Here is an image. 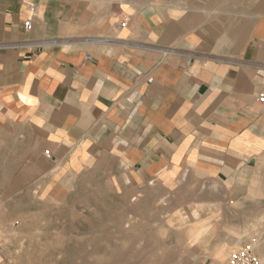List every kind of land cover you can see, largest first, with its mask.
Returning <instances> with one entry per match:
<instances>
[{"label": "crops", "instance_id": "0c3cea01", "mask_svg": "<svg viewBox=\"0 0 264 264\" xmlns=\"http://www.w3.org/2000/svg\"><path fill=\"white\" fill-rule=\"evenodd\" d=\"M260 92L264 0H0V182L29 200L90 170L257 220Z\"/></svg>", "mask_w": 264, "mask_h": 264}, {"label": "rangeland", "instance_id": "374dc122", "mask_svg": "<svg viewBox=\"0 0 264 264\" xmlns=\"http://www.w3.org/2000/svg\"><path fill=\"white\" fill-rule=\"evenodd\" d=\"M25 186L0 182V264H225L249 233L264 264V214L234 228L231 218L157 200L154 189L141 198L90 170L49 198L37 184L29 200Z\"/></svg>", "mask_w": 264, "mask_h": 264}, {"label": "built area", "instance_id": "2783aa9c", "mask_svg": "<svg viewBox=\"0 0 264 264\" xmlns=\"http://www.w3.org/2000/svg\"><path fill=\"white\" fill-rule=\"evenodd\" d=\"M26 5L29 11L33 14L35 12V4L27 1ZM124 24L125 22L121 23L122 26H124ZM24 27L27 30L31 29V23L29 19L24 22ZM256 99L259 103L264 105L263 92L258 93ZM225 264H261V261L257 254L254 252L253 248H251V246L249 245H246L239 250L232 251L228 255Z\"/></svg>", "mask_w": 264, "mask_h": 264}, {"label": "bare ground", "instance_id": "6f19581e", "mask_svg": "<svg viewBox=\"0 0 264 264\" xmlns=\"http://www.w3.org/2000/svg\"><path fill=\"white\" fill-rule=\"evenodd\" d=\"M201 227V226H200ZM201 230V229H200ZM196 232V231H195ZM197 240V239H196ZM116 253V252H115ZM122 262V261H121ZM116 264H118V263H116Z\"/></svg>", "mask_w": 264, "mask_h": 264}]
</instances>
